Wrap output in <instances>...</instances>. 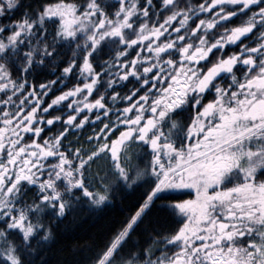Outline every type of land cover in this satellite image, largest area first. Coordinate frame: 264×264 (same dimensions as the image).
<instances>
[{"label":"snow or ice","instance_id":"obj_1","mask_svg":"<svg viewBox=\"0 0 264 264\" xmlns=\"http://www.w3.org/2000/svg\"><path fill=\"white\" fill-rule=\"evenodd\" d=\"M0 264H264V0H0Z\"/></svg>","mask_w":264,"mask_h":264},{"label":"trees","instance_id":"obj_2","mask_svg":"<svg viewBox=\"0 0 264 264\" xmlns=\"http://www.w3.org/2000/svg\"><path fill=\"white\" fill-rule=\"evenodd\" d=\"M46 78V76H41L39 79L43 80ZM135 199L134 196H129L126 199L125 204L122 206L120 204H117L115 209H112L105 213L103 216L99 218H89L81 222L77 225H69L67 226L64 236L62 237V242L64 245L72 246L76 244H84L87 242V238L89 236L95 235L97 240L100 239L101 229L102 226L106 223L114 222L115 220H118L122 218L121 213L127 211V206L131 202H133Z\"/></svg>","mask_w":264,"mask_h":264}]
</instances>
